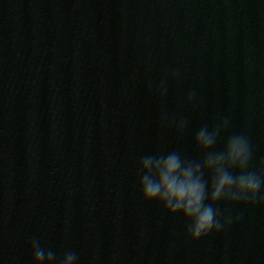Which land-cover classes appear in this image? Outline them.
I'll use <instances>...</instances> for the list:
<instances>
[{"label": "water", "instance_id": "water-1", "mask_svg": "<svg viewBox=\"0 0 264 264\" xmlns=\"http://www.w3.org/2000/svg\"><path fill=\"white\" fill-rule=\"evenodd\" d=\"M223 119L216 150L243 132L264 170V0H0V264L34 237L77 264H264V204L193 242L140 194L142 156L201 160Z\"/></svg>", "mask_w": 264, "mask_h": 264}, {"label": "clouds", "instance_id": "clouds-1", "mask_svg": "<svg viewBox=\"0 0 264 264\" xmlns=\"http://www.w3.org/2000/svg\"><path fill=\"white\" fill-rule=\"evenodd\" d=\"M178 79L179 70L172 73ZM160 95L167 93L164 81ZM196 100V93L190 92L187 101ZM161 126L175 124L183 133L187 121H169L166 112L161 113ZM229 122L223 119L211 129L204 125L195 134V145L203 153V159L193 160L179 151L146 154L139 159L137 176L142 199L157 203L170 216H181L186 222V235L198 242L212 233H219L233 223L231 216L222 217L218 205L264 204V170L251 168L253 149L248 136L234 133L227 137L222 150L216 145ZM239 219V218H237ZM33 264H77L78 254L66 250L58 256L51 249H45L41 240L31 241Z\"/></svg>", "mask_w": 264, "mask_h": 264}]
</instances>
